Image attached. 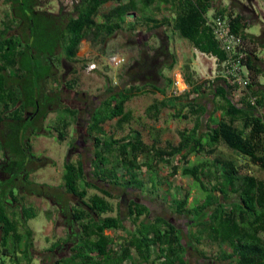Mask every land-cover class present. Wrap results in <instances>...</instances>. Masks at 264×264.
<instances>
[{
  "label": "trees",
  "instance_id": "1",
  "mask_svg": "<svg viewBox=\"0 0 264 264\" xmlns=\"http://www.w3.org/2000/svg\"><path fill=\"white\" fill-rule=\"evenodd\" d=\"M6 1L12 13L0 22V149L14 160L7 167L9 172L14 169V173L7 184H0V253L11 255L12 251L13 259L20 260L17 253L21 249L26 264L32 262L33 252L26 250L30 246V250L34 249V232L27 221L37 212L30 205L18 206L19 196L14 194L16 184L12 182L24 174L28 190H49L39 183H28L31 170L49 164L33 160L34 137L29 135L41 134L44 121L54 111L52 106L57 105V110L64 112L59 118L65 120L62 126L54 128L58 138L66 139L68 118L80 116L76 123L90 137H79V141L83 145L93 141L94 151L86 162L85 147L73 143L68 149L63 186L67 194L79 201L76 206L68 205L66 210L79 230L70 257L65 252L67 248H49L46 252L49 254L41 257L43 264H195L194 259L207 262L210 258L199 247L207 230L215 234L212 237L231 246L232 252L222 253L223 262L264 264V243L259 236L264 232V178L243 172L244 164H239L238 157L224 159L216 155L212 163L203 160L189 164L192 154H215L218 144H225L233 156H245L250 163L264 169V82L260 79L264 77V58L257 53L258 46L264 47V25L259 35L247 32V17L233 11L250 8L254 0H247V4L232 0L227 8L221 7L217 0H116L117 13L137 7L139 2L146 8L154 1L171 2L176 8L173 28L199 50L218 57V62L227 58V52L220 47L208 24V12L212 8L215 7L214 15L229 17L232 31L240 34L246 43L242 62L249 69L250 82L239 98L235 99L234 91L240 86L226 77L216 76L210 84L205 80L198 82L186 65L184 73L190 90L179 96L171 93L160 106L151 105L148 113L156 118L162 107L171 103L175 117L187 118L188 114L183 112L187 106L197 117L192 128L179 130L180 141L167 147L159 145L157 140L146 143L140 130L121 138L103 136L105 122L118 118L122 125L132 118L126 103L134 96L158 91L165 95L172 86L173 79L165 71L174 69L178 58L165 31L158 32V46L140 44L138 58L121 68L117 86L109 82L105 98L81 99L76 98L82 92L74 90L75 79L67 77L88 63L74 65L82 62L77 57L82 39L92 34L98 38L105 29L112 34L121 26L112 18L104 22L95 19L108 0H78L71 11L61 9L58 13L38 8V0ZM147 27L156 28H151L149 23ZM134 29L133 24L130 28L133 34ZM129 43L136 42L131 38ZM102 52L106 51L102 49ZM67 90L74 93L64 100L62 94ZM192 93H204L205 102L191 98ZM219 110L221 115L217 116ZM75 150L78 157L73 160L70 156ZM181 161L186 165L181 167ZM160 163L171 166V176L181 168L183 175L193 176L206 192L204 201L194 206L188 207V192L172 201L173 214L186 217L187 228L165 215L150 217V207L137 197L131 199L125 212L119 208L116 215H105L115 210L109 200L113 195L108 185L138 190L141 194L146 182L138 171L143 167L153 171ZM88 165L90 169L86 168ZM212 176L216 183L211 187L206 180ZM90 188L95 192L89 194ZM46 193L52 197L50 190ZM60 198L63 201L62 194ZM17 209L20 217L9 211ZM142 215L146 217L141 219ZM106 229H121L127 234L117 240L106 234ZM24 237L27 238L23 249L19 244ZM210 264H219V259Z\"/></svg>",
  "mask_w": 264,
  "mask_h": 264
},
{
  "label": "rangeland",
  "instance_id": "2",
  "mask_svg": "<svg viewBox=\"0 0 264 264\" xmlns=\"http://www.w3.org/2000/svg\"><path fill=\"white\" fill-rule=\"evenodd\" d=\"M76 1H78V0H38V2H39L38 8H41L43 10H48L49 12H54V13L60 12L61 9H62L61 10L62 12H69L73 9V6H74ZM224 1H225V3L229 4L232 0H224ZM240 1L242 2L243 0H240ZM217 2L220 5L221 0H217ZM256 2L258 4V12L260 13V18L263 20L262 23L257 22L258 17L254 12L255 7L253 5H250L251 7L248 9H244V8H240V9L237 8V9L240 13H242L245 16V18L247 17V21L249 22L248 31L250 33L259 35L262 32L261 26L264 25V14H263L264 13V0H256ZM247 3H248L247 0H244V4H247ZM11 13H12V8H11L10 3H8V1H6V0H0V22L2 20L6 19L7 15H11ZM123 35L124 34H122V36ZM151 35L152 34L149 31L136 32L134 37H133L136 43L132 44V45H129L128 43H126L124 45L121 44L122 37H119V38L117 37L115 40H110L109 44L105 46V47H107L106 49H103L106 51L105 53L102 52V50H101L99 53L94 54V56L92 58L89 57V61L91 59H94L90 62L97 63V66H98L97 69L99 70L100 75H98V76L96 75L97 77L95 75H92V76L85 75L88 77H92V81L87 80L84 84L85 87L88 85L92 86L90 89V93H84L85 95H83V93H81L79 96L76 95V98L78 97V98L84 99L87 96H88V98L90 97V99L93 97L94 98L98 97V96L102 99L105 98L106 97V90H107V87L109 85V82L112 81V83L115 86H117L120 82L119 77H118V73H119V70H122L123 67L125 65H127V59L126 58L128 56L127 52L129 51V48H130L129 52H130V54H132L134 52V49H136L138 47V45L142 44V42L148 40V38H150ZM247 46H249L248 43H247ZM257 53L261 57L264 58V47L258 46ZM102 54L105 55L103 57V59L105 60L104 61L105 62L104 68H102V66L100 64V62H102V60H101L102 57L100 55H102ZM111 55H117L118 57H124L126 60L122 66H115L114 64L111 65V63H109V57ZM204 59H206V58H204ZM213 60H214L213 63L211 61V64H209L210 67L205 69L204 73H200V71H199V74L197 76L193 75V78L196 80L198 79V82H200L201 78L212 79V78H215L216 76H222L221 75L222 74L221 73L222 66L217 64L215 59H213ZM209 62H210V60H209ZM214 62H215V64H214ZM87 64H86V66H87ZM74 65L76 66L77 64L75 63ZM86 66L84 67L85 71L87 70ZM78 67H80V65ZM185 67H186V65H185ZM185 67H183V69L182 68H180V69H182L183 72H185ZM112 68L116 69V72L114 70H112ZM177 68H179V67L175 66L174 69H172V70L168 69V70H166V73L173 78L174 73H175ZM212 70L214 71V73L211 75L208 74ZM71 75H68L67 78H70ZM205 76H208V77L206 78ZM211 76H214V77H211ZM260 79L264 82V77H260ZM62 84L56 86V88L59 89ZM50 87L52 88V86H50ZM245 88L246 87L240 86L239 88H237L234 91L235 99L239 98L245 92ZM168 89H169V93L172 92V86L168 87ZM81 90H80V92H81ZM73 93L74 92H70L69 90H67V92L63 93L62 95L64 96L63 97L64 100L69 99V97H71ZM210 93H211V91H210ZM158 96H159V94L157 92H155V93L148 92V93L136 95L129 102H127L126 107L131 109L134 112L136 119L133 121L132 125H126L125 126V132L124 133H130L131 128H137V129H141L143 131L144 137H146V138L151 137L149 135V131L147 129V126L150 125L151 123H154V120L148 118L149 116L146 114V107H147V105L152 103ZM190 97L191 98L195 97V94L192 93ZM202 97L203 98H202V100L200 99V101L205 102L206 98L204 97V95ZM76 104H78V103H76ZM72 106H74V105H72ZM52 107H53L52 110H54V111L50 112L48 117H47L48 119H46L44 121V125H43V128L41 130V134H38L36 136L33 134L29 135L31 137H34L33 142H32L33 143V149H32L33 160H35L36 163L38 161L43 162V163H49L47 165L41 166L42 168H40V169H42L43 176L46 180L53 179L55 183L44 181V182H41L39 184V185H44L45 187H48L49 189L53 187V184L60 183L62 186L64 179H63V176H61V175L64 172L65 158L67 156L69 147L73 143H76L75 145H77V146H83L86 148V150L83 152V156L85 157L86 162L88 161L89 158L91 159L93 151H94L93 141L89 140V142H87L85 145H83L79 141L80 135H82L84 137L85 136L90 137L85 132V130L83 133V129H82L83 127L78 125V123H76L77 118H79L80 116H77V118L75 119L76 121L73 124H71L72 126L69 129H67L66 139L60 140L58 138L57 132L54 130V128H56L55 124L58 123L57 119L60 117L61 114H64V112L61 110H57L58 109L57 105H54ZM183 112L188 113L189 118L175 117V116H170L169 114L165 115V117L168 118L167 125L168 126H170V124L173 125L172 127H168L170 129V131L166 134L168 139L171 140V142L173 144H177L179 142L178 139L180 137L178 135L177 130L184 129V128H186V129L192 128L194 126V123H195L196 118H197L195 115H192L190 113V109L188 107L185 108ZM219 114H221L220 110L217 111L216 115L218 116ZM144 119H146V122L143 125ZM115 120L116 119H114L112 122H115ZM75 123H76L77 128L73 130L72 127H73V125H75ZM203 127H204V125H203ZM172 128H173V131H171ZM50 150H51V152H50ZM75 152H76V150L70 156V158L73 160L77 159V157H78V155H75ZM3 155H4V153L0 152V158L3 157ZM51 155H53V157ZM216 155H218V157L224 158V159H232V157H238L235 154L233 156L232 150L229 149L225 144H218V149H217L215 154H207V153L192 154L190 156V159H189L190 160L189 164L192 165L194 163H197V162L203 161V160H207V161H210V163H212L214 160V157H216ZM86 157H87V159H86ZM51 161H53V162L51 163ZM251 164L252 165H248L247 169H250L252 171L251 173L253 175H255L259 178H264V169L261 168L257 164H254V163H251ZM179 165L182 167V166H185L186 163L181 161L179 163ZM209 166H211V165H208V167ZM86 168L90 169V166L88 165ZM58 169H59V171H58ZM144 169L145 168L142 169V171L139 173V175L147 183L141 187L140 190L143 191V193H141V194H138V192H139L138 190L135 191V190H131V189H123L121 187H114L112 185H108V188L111 189V192L113 195V197L109 198V200L112 201L115 210L112 212H109L105 215H116L118 213L119 208H122V210L125 212L127 210V205L131 202V199L133 197H137L140 202H144L150 207V209H151V214L149 215L150 217H153L155 215H165L166 217L172 219L173 222H175L178 226L183 227V228H187L186 224H187V222H189L188 219L186 217L173 214V212H174L173 210H175V207H174V204L172 203V201L173 200L175 201L176 198H182L185 195V193L188 192V194H189L188 207L194 206V205L202 203L204 201L205 196H206V192L200 188L199 184L196 182V180L194 179L193 176L183 175L181 173V168L179 169L178 173L171 176L172 168L170 166H165L163 164L160 165L157 168V170L155 172H153V174H152V178H151L152 183L149 182L148 172L147 171L145 172ZM211 170H214V168L211 167ZM59 172L61 173V175L57 174ZM36 176L37 175L34 174V175L29 176V178L36 177ZM49 176H51V177H49ZM18 179L20 180L19 177H18ZM29 182H30V180L28 181V183ZM206 182H207L208 186L212 187L216 183V178L214 176L209 177L208 180H206ZM49 184H51V185H49ZM53 189L55 191L58 190L55 188H53ZM13 191H14V194H17V195L20 194V190H19L17 184H16V186L13 187ZM33 191H34V189H33ZM41 191L42 192H40V193H42V194H44V192H49V190H46V189L41 190ZM93 192H95V190L90 188L89 194H92ZM215 192H217V194H220V192H218V191H215ZM47 199H48L47 197H44V200L48 202ZM33 200L35 201V203H34L35 205L33 204L32 208H34L36 212L37 211L40 212L39 213L40 215L37 216L36 218H34L33 221H31V220L29 221L30 226L35 227L36 224L38 223V221H40V218L47 219V216L45 215V212L43 210L46 207H48L47 209H51L52 207L50 205L51 204L50 201H49V206H47V205L43 206L44 201L41 200L40 198L33 199ZM8 201L10 202V199ZM57 201H58V199L55 200L56 203H57ZM65 201H66V203H65ZM78 201L79 200L76 197H74L73 195H68V197L66 199H63V203L65 204V206L62 203H60L61 204L60 205V207H61L60 211H55V212H57L56 213L57 216H56V219L54 220V224L50 223V225H47L44 229V230H46V233H50L53 230H56V231L60 230V232H58L57 235L61 234L62 231L64 230L65 226L70 224L68 222V220L70 219V214L67 212L66 207L68 206V204L77 205ZM18 203H20V201ZM56 203H55V205H56ZM39 208H41L43 210H41ZM53 208L55 209L56 206ZM49 215L51 216L52 212H50ZM145 217H146V215H142L141 219H144ZM64 223L66 225H64ZM51 228H53V229L51 230ZM76 229H77L76 226L72 227L73 234H74V231H76ZM66 230H67V228H66ZM207 232L208 233H205L206 235H204V238L201 241V244L199 245L200 249L204 250V255L206 257L210 258L209 261L207 260V262L211 263V262H213V260L219 259V264H227L228 261L223 262L220 259L222 258V253L232 252L231 246L229 245L228 242H221L220 239H215V237H212L215 234L211 233V231L207 230ZM105 233L108 235L114 236L117 240L120 239L123 235L127 234L126 231H123L121 229H118V230L117 229H106ZM209 233L211 234L210 236L208 235ZM26 238L24 237V241L22 240L20 242L19 247H22L24 249ZM59 239H60L59 236L55 237L54 239L51 238L53 243H56ZM67 239H69V237ZM74 239H75V237H74ZM36 240H37V242L35 241V243H37V245L40 246L39 241H41V240L40 239H36ZM61 242H62V239H61L60 243ZM61 245H64V247H66L67 249L69 248L68 243H62V244H60V247L58 246V247H56V249H58V250L61 249ZM42 246H43V243H42ZM30 248H31V246L26 250V253L31 254V252H33L32 253L33 257L34 256L44 257L45 255L47 256V254H49V253H44L42 251L43 249L40 247H34V249H32V250H30ZM1 249H2V246H0V250ZM68 251H69V249H68ZM11 253H12L11 255L14 254L12 251H11ZM34 261H36L34 264H38L37 258H35ZM192 262H194L195 264H207V262H205L204 260L197 261L194 259ZM41 264H43V263H41Z\"/></svg>",
  "mask_w": 264,
  "mask_h": 264
},
{
  "label": "crops",
  "instance_id": "3",
  "mask_svg": "<svg viewBox=\"0 0 264 264\" xmlns=\"http://www.w3.org/2000/svg\"><path fill=\"white\" fill-rule=\"evenodd\" d=\"M242 2L244 3V0ZM230 3L228 4V3H225L224 0H221L220 6L227 8L230 6ZM118 5H119V3L116 0H108L105 4L102 5V7L100 8V11L95 16V19L98 22H104V21H107L110 18H112L113 22L118 21V22H120L121 26L119 27V29L117 28V30L112 34L108 33V31L105 29V30H103L101 36L98 38H95L93 36V34L83 38L81 41L79 50L77 52V57L82 62L76 63L77 67L82 63H84V64L87 62L90 63V61H92L94 59H91L89 61V57L92 58L94 56V54L99 53L102 49H106L107 47H105V46L109 44L110 40H115L117 37L118 38L122 37L123 43L121 42V44L124 45V44L128 43L130 45L131 44V43H129L130 39L133 38L135 35L130 30V28L133 26V24H134V28H135L134 32L149 31L152 34L151 37L148 38V40L144 41L147 45L158 46L160 43V37H159L158 32L165 31L166 34L168 35V38H169L171 50L177 54L178 62L176 64V66L183 69V67H185V65H189L190 71H192L194 76H197L199 74V71H200V73H204V70L210 67L209 64H211V61L213 63L214 55H212L210 53H205V52L199 50L198 48L193 46L187 38L181 36L179 34V32L173 28L172 25H173V20L176 16V8H174V6L172 5L171 2L167 3V2H161V1H154L147 8L143 7L142 3L139 2L137 7H134V8H128L127 7V8H124L122 11H118V13H117L116 10L118 9ZM253 6L255 7L254 12L258 17L257 22L262 23L263 20L260 18V13L258 12V4H257L256 0H254ZM233 11L235 13L239 12L237 8L233 9ZM214 13H215V7L212 8L208 12V17L213 16ZM230 13H232V9H230ZM162 22L164 23V25H162ZM148 23L150 26H153L151 28H154V27H156V28H154L152 30L151 29L148 30L147 29ZM154 24H156V25H154ZM248 28H249V26L246 27L245 31L249 32ZM261 28H262V26H261ZM121 33L124 35L122 36ZM140 46L141 45H138V47L136 49H134V52L132 54H130V52H129L130 48H129V51L127 52L128 56L126 58L127 64H129L131 61L138 58ZM102 55H100L102 57V59H101L102 62H100V64H101L102 68H104V66H105L104 61L105 60L103 59V57L105 55H103V56ZM204 58H206V59H204ZM209 60H210V62H209ZM109 63H111V65H113L110 60H109ZM214 64H215V62H214ZM112 70H114L116 72V69L112 68ZM59 71L62 72L63 69L60 68ZM120 71L121 70H119V73H120ZM213 73H214V71L212 70L208 74L211 75ZM85 75H90V76H92V75L96 76L97 75L98 76L100 74H99L98 69L90 72L87 70L85 71L83 68L82 70L80 69L76 73L72 74L70 76V78L75 79L74 90L80 92V90L82 89L81 90L82 93H90V89L92 86L88 85L85 87L84 84L87 80L92 81V77H88ZM205 77L207 78L208 76H205ZM211 77H214V76H211ZM202 80H205L210 84L214 80V78H212V79L201 78V81ZM207 90L211 91L210 88L209 89L207 88ZM157 93L159 94V96L152 103L147 105V107H146V114L149 116L148 118L154 120V123H151L150 125L147 126V129L149 131V135L151 137L150 138L144 137L143 131L141 129H137V128H131L130 133H132L134 130H140L142 132L143 139L146 143L153 144L157 140V141H159V145H161L162 147H165V146L167 147L168 145H171L172 142H171V140L168 139L166 134L170 131V129L168 127H172L173 125H171V124H170V126L167 125L168 118H166L165 115L169 114L170 116H175L174 115L175 109L172 107V103H171V105H167L165 107H162V109L159 113V116L157 118L154 115L151 116L150 113H148V109L151 107V105L153 103H155L156 105L160 106L161 102L163 101V99L165 97L171 96V92L169 93L168 88H167V92L165 95L159 91ZM203 95H204V93H199V95L195 94L196 101L201 102L200 99L202 100ZM65 103L66 102H64V104ZM126 105H127V103H126ZM1 107L2 106H0V108ZM187 107H190V106H187ZM126 110H130L132 112V118L128 122L122 123V125H119L118 118H114V119H116L115 122H112L114 119L105 122L104 128L106 130V134L103 136H107V137L113 136L115 138H121V137L128 136L130 134V133H124L125 132V126L126 125H132L133 121L136 119V116L134 115V112L131 109L126 107ZM186 114H188V113H186ZM220 115L221 114H219L218 116H220ZM71 118L72 117L68 118V120L70 121V126L68 127V129L72 126L71 124H73L76 121L75 119L77 118V115L73 116V120ZM184 118H186V117H184ZM187 118H189V114H188ZM57 121H58V123L55 124L56 127H57V125L62 126L64 124L65 120L63 118H58ZM145 122H146V119H144L143 125L145 124ZM59 128H61V127H59ZM76 128L77 127H76V123H75V125H73L72 129L74 130ZM184 129H186V128H184ZM179 130H183V129H179ZM179 130H177V131L179 132ZM171 131H173V128ZM178 135H179V133H178ZM80 137L83 138L82 135H80ZM178 141H180V138L178 139ZM0 152H1V150H0ZM50 152H51V150H50ZM1 153H3V152H1ZM75 155H77V153ZM4 156L5 155H3V157ZM51 156L53 157V155H51ZM3 157H1V158H3ZM238 160H239V164H244V166H243L244 169L242 170L243 172H247V173L252 172L250 169H247L248 165H252L249 162V159H247V157L238 156ZM162 164L163 163H160L159 166ZM164 165L170 166L169 164H164ZM159 166H157L156 169H154L153 171H150V170L146 169V167H143L146 169V170L144 169V171L148 172V175H149L148 179L151 177V174H153V172H155L157 170V168ZM40 168H42V167H40ZM40 168L39 169L37 168L35 170H31L30 174L31 175L36 174L37 176L29 178L30 182L31 183L33 182L36 184H38V183L40 184L41 182H44V181L54 182L53 179L46 180L43 176V171ZM58 171H59V169H58ZM141 171H142V169L139 170L138 172L140 173ZM240 171H241V169H240ZM57 174L61 175L60 172ZM61 176H64V172L62 173ZM49 177H51V176H49ZM139 177H140V175H139ZM149 182L152 183L150 179H149ZM58 184H53V188L58 189V190L55 191L54 189H49L52 193V197L49 193H46V192H44V194L40 193L42 191H38V190L33 191V189L28 191L29 187L25 186L24 190L22 191L20 189V194H18L19 199H20L19 200L20 203H18V206H19V204H20V206L21 205L32 206L35 203V201L33 199H37V198H40L41 200L44 201L43 206L44 205L49 206V201H50L51 202L50 205L52 207L51 209H47L48 207H46L44 210L39 208L45 212L47 219L40 218V221H38V223L36 224L35 227L30 226L29 221L30 220L33 221L34 218H36L37 216L40 215L39 214L40 212L37 211L36 216L29 218L27 221V225L29 227H31L33 232H34V235H33L34 243H35V241L37 242L36 239L41 240V241H39L40 246H38L37 243H35L34 247H40L43 249L42 251L44 253H46V252H49V250H48L49 248H55L56 249V246L60 247V244L68 243L69 244L68 245L69 251H68V249L65 251V252H67V255H68L69 252L73 253L72 247H74V237H76V235L78 234L77 231L79 230L78 225L76 223H73L72 216H70L71 218L68 220V222L70 224L65 226V228L61 234L57 235V233L60 232V230L59 231L53 230L50 233H46V230H44L47 225H50V223L54 224V220L56 219V216H57V214H56L57 212H55V211H60V208H61L60 203H62L65 206V204L63 203V201L60 198V195L62 194L63 199H66L68 197V195H70V194L66 193V191L63 187L64 182L62 183V186L60 183H58ZM49 185H51V184H49ZM44 197L48 198L47 199L48 202L44 200ZM56 199H59L57 201L58 204L55 202ZM55 203H56V205H55ZM65 203H66V201H65ZM68 205H72V204H68ZM55 206H56V208L54 209L53 207H55ZM73 206H76V205L74 204ZM18 209H20V208H18ZM18 209H17V211H15V210H9V211H10V213L16 212L17 214H19L20 210H18ZM50 212H52L51 216L49 215ZM17 217H20V214ZM64 225H66V224L64 223ZM73 226H76V228H77L76 231H74V234H73V230H72ZM66 228H67V230H66ZM52 229L53 228H51V230ZM20 232H21V229H20ZM58 236L60 237V239L56 243H53L51 238L54 239L55 237H58ZM259 236L264 243V232H261L259 234ZM68 237H69V239H67ZM61 239H62V242L60 243ZM42 243H43V246H42ZM61 248L66 249V247H64V245H61ZM1 255L2 254L0 253V264H14V263L26 264L27 263V260L22 258L23 250H21V249H20V252L17 253V255H19L18 257L20 258V260H17L15 258H14L15 259L14 260L13 257L15 255H13V256L12 255H2L1 256ZM35 258H37L38 264L42 263V260H41L42 258L40 256H34V257H32L31 264H34L36 262V261H34Z\"/></svg>",
  "mask_w": 264,
  "mask_h": 264
},
{
  "label": "built area",
  "instance_id": "4",
  "mask_svg": "<svg viewBox=\"0 0 264 264\" xmlns=\"http://www.w3.org/2000/svg\"><path fill=\"white\" fill-rule=\"evenodd\" d=\"M208 24L211 26L220 47L227 52V58L221 62H218V57L214 56L216 63L222 66L221 75L232 84L246 87L250 82V77L248 67L242 62V58L246 56V43L243 37L232 31L230 19L227 16L213 15L209 17ZM109 60L115 66H121L125 62L124 57L116 55H111ZM97 67V63L90 62L87 70L92 71ZM172 79L171 93L173 95L179 96L190 90V85L182 69L177 68Z\"/></svg>",
  "mask_w": 264,
  "mask_h": 264
},
{
  "label": "flooded vegetation",
  "instance_id": "5",
  "mask_svg": "<svg viewBox=\"0 0 264 264\" xmlns=\"http://www.w3.org/2000/svg\"><path fill=\"white\" fill-rule=\"evenodd\" d=\"M12 161H14V160L12 158L7 157V156H4L3 158L0 159V184H7L8 183L7 180H9L11 175H13L14 169H13V172H9L7 170V167L9 166L10 162H12ZM19 178H20V180L18 179V177L15 178V180H13L12 184H18L19 190L20 189L24 190L23 187H25L27 185V181L25 180L24 174L20 175Z\"/></svg>",
  "mask_w": 264,
  "mask_h": 264
}]
</instances>
